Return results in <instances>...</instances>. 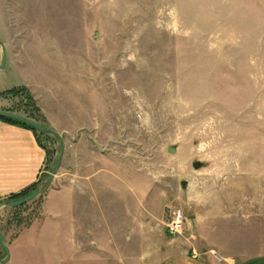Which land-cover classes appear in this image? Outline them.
<instances>
[{"label":"rangeland","instance_id":"374dc122","mask_svg":"<svg viewBox=\"0 0 264 264\" xmlns=\"http://www.w3.org/2000/svg\"><path fill=\"white\" fill-rule=\"evenodd\" d=\"M0 38V110L66 143L0 208L14 264H120L139 232L143 264L172 240L264 256V0H0ZM37 132L42 184L61 143Z\"/></svg>","mask_w":264,"mask_h":264},{"label":"crops","instance_id":"0c3cea01","mask_svg":"<svg viewBox=\"0 0 264 264\" xmlns=\"http://www.w3.org/2000/svg\"><path fill=\"white\" fill-rule=\"evenodd\" d=\"M8 62L9 58L7 64ZM47 160V148L41 143L37 131L28 126L0 118V202L8 201L39 183L45 172ZM102 238H105V234ZM132 238H134V257L132 258L131 253L127 256L125 250L124 260L119 262L120 264H143L142 233H135L134 237L129 236L125 239L131 240ZM138 238L139 241H137ZM171 243L165 250L163 248L158 249L159 257L153 264H264V256L244 258L227 256L218 261L206 249L203 242L197 239L181 240L177 245L174 244L175 240H172ZM96 244L100 243L93 233L92 240L86 246L87 255L93 260L97 258L100 249ZM103 247L106 249L105 246ZM79 250L83 249L77 246L75 252ZM10 252L11 256L6 264H14L12 262L14 252L11 248ZM26 254L28 255V253ZM23 264H30V262L23 260Z\"/></svg>","mask_w":264,"mask_h":264},{"label":"water","instance_id":"95a60500","mask_svg":"<svg viewBox=\"0 0 264 264\" xmlns=\"http://www.w3.org/2000/svg\"><path fill=\"white\" fill-rule=\"evenodd\" d=\"M0 45L2 47V54H3L2 63L0 64V70H2L6 67L7 60H8V54H7V47L1 38H0ZM0 118H8V119H12V120H15V121H18L21 123H25V124L35 128L36 130H38L40 132L56 136L60 140V143H61L60 154H59V157L56 161L55 166L52 168L51 172L48 174L47 179L42 184L39 185V187L37 188V190L33 194L26 196L24 198L18 199V200H8V201L0 202V208H2L4 206L18 207V206L27 204V203L31 202L32 200H34L40 194L42 185L45 183L50 184L53 181V179L55 178V176L57 175V173L59 172V170L62 166V162H63V158H64V154H65L66 143H65V139H64L62 134H60L57 131H53V130L45 127L43 124H41L37 120H35L31 117H28L26 115L19 114L16 112H12V111L0 110ZM168 151L170 153H174L175 149L170 147L168 149ZM197 166H198V164H197ZM0 245L6 252L5 258L0 261V264H6L10 259L11 252H10V247L6 243L5 235L2 231H0Z\"/></svg>","mask_w":264,"mask_h":264},{"label":"built area","instance_id":"2783aa9c","mask_svg":"<svg viewBox=\"0 0 264 264\" xmlns=\"http://www.w3.org/2000/svg\"><path fill=\"white\" fill-rule=\"evenodd\" d=\"M185 222V216L182 210H174L171 216V219L168 223V230L170 233L175 234L179 233L182 229ZM218 260H222L223 258L218 255V253L213 254Z\"/></svg>","mask_w":264,"mask_h":264},{"label":"trees","instance_id":"16d2710c","mask_svg":"<svg viewBox=\"0 0 264 264\" xmlns=\"http://www.w3.org/2000/svg\"><path fill=\"white\" fill-rule=\"evenodd\" d=\"M1 119L7 120V121H10V122H15V123H18V124H22V125L28 126V127L32 128V129H34L35 131H37L35 128H33V127H31V126H29V125H27L25 123H21V122H18V121L12 120V119H8V118H1ZM40 182H41V180H40ZM40 182L37 183L32 188H30L28 191H26V192H24V193H22L20 195H17V196H14V197L10 198V200H18V199H21V198H24L26 196L31 195V192L34 191L37 188V186L40 184Z\"/></svg>","mask_w":264,"mask_h":264}]
</instances>
